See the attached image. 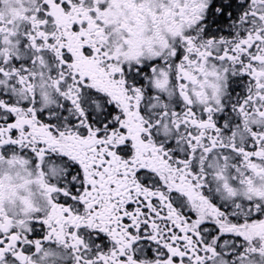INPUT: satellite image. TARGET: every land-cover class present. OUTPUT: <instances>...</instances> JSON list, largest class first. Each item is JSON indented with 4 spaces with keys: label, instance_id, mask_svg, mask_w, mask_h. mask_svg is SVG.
<instances>
[{
    "label": "snow or ice",
    "instance_id": "6c2138e0",
    "mask_svg": "<svg viewBox=\"0 0 264 264\" xmlns=\"http://www.w3.org/2000/svg\"><path fill=\"white\" fill-rule=\"evenodd\" d=\"M23 5L0 19V264H264V0ZM27 168L39 206L16 207Z\"/></svg>",
    "mask_w": 264,
    "mask_h": 264
},
{
    "label": "flooded vegetation",
    "instance_id": "af4514ba",
    "mask_svg": "<svg viewBox=\"0 0 264 264\" xmlns=\"http://www.w3.org/2000/svg\"><path fill=\"white\" fill-rule=\"evenodd\" d=\"M23 9V0H0V19H5L8 22L16 21L18 16L24 15ZM49 99L54 100L51 93H49ZM4 171L6 175L12 178L10 183L15 193V206L20 207V199L26 197L32 199L39 206V186L35 183L25 184V180L27 179L35 180L34 174L28 175L32 172V169H5Z\"/></svg>",
    "mask_w": 264,
    "mask_h": 264
}]
</instances>
